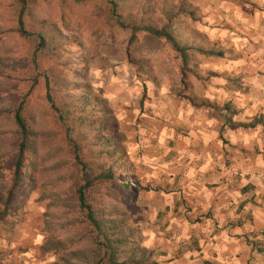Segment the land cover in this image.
<instances>
[{"label": "rangeland", "instance_id": "obj_1", "mask_svg": "<svg viewBox=\"0 0 264 264\" xmlns=\"http://www.w3.org/2000/svg\"><path fill=\"white\" fill-rule=\"evenodd\" d=\"M164 1L173 4L180 0H150L152 22L160 19ZM183 1L198 7L202 18L193 27L199 31L214 2L246 8L245 12L264 11V0ZM143 5L145 0H129L115 12L109 0H39L30 12L29 34L20 35L16 6L12 0H0V57L7 66L6 76L0 80V111L9 112L22 101L39 150L57 166L47 169L46 178L38 182L40 187L28 190L16 210L0 220L1 227L12 225L15 235L10 264H18L25 249L31 253L27 257L30 262L26 259L25 264H51L56 259L53 253L40 250L49 235L44 230V213L49 210L47 200L38 199L52 187L42 185L50 178L57 181L58 177L54 187L61 189L60 199L69 201H74L76 188L89 181V199L116 205L122 213L119 220L138 228V245L150 251L149 258L155 264H185L181 256L188 250L198 252L203 248L199 240L213 235L215 229H206L203 222L184 215L190 208L167 179L165 167L175 153L173 130L186 136L193 119L184 112L188 104L171 95L180 79L175 53L163 40L144 32L132 35L124 27L123 23L139 21ZM215 23L219 21L210 24L213 31L219 28ZM42 25L53 37V47L42 45L38 38L36 31ZM209 59L213 58H201L200 75L206 76L204 65ZM49 72L70 83L89 84L92 92L106 101L122 135L130 172L119 170L107 178L106 159L85 155L83 164L75 161L70 133L45 96L44 77ZM188 77L193 91L201 95L204 84L197 82L193 73ZM5 117L0 119V130L14 129L10 116ZM125 183L134 190H125ZM193 219L198 223H192Z\"/></svg>", "mask_w": 264, "mask_h": 264}, {"label": "trees", "instance_id": "obj_2", "mask_svg": "<svg viewBox=\"0 0 264 264\" xmlns=\"http://www.w3.org/2000/svg\"><path fill=\"white\" fill-rule=\"evenodd\" d=\"M37 1L39 0H12L18 10L17 32L20 35L29 34L27 24L31 9ZM72 1L79 3L84 0ZM128 1L109 0L115 12L120 4ZM152 10L150 0H145L139 21L123 24L132 35L144 32L163 40L175 53L179 59L180 79L178 89L171 93L172 97L184 100L193 109L211 110L223 123L219 130L224 125L232 129L264 125L262 116L245 123L234 122L232 118L237 110L230 103L218 105L193 91L188 77L191 73L201 85L210 77L216 76L211 71L206 76L199 74L201 58L224 56L216 42L193 27L202 18L198 7L183 0L173 4L164 1L159 8L160 19L156 22H152L149 17ZM40 27L36 32L42 45L50 44L53 47V37L48 36L43 25ZM2 62L0 57V80L6 76L7 69ZM44 79L46 99L70 133L75 161L82 163L85 155L106 159L108 169L104 174L107 178H112L119 170L130 172L131 163L122 145V135L106 101L97 97L89 84L70 83L55 72H49ZM71 85L75 87L70 88ZM72 90H76V94L72 95ZM5 115L10 116L15 128L0 130V220L16 210L18 202L26 196L28 190L40 187L38 182L44 179L47 169L57 168L52 165L48 155L39 150L36 133L23 113L22 101L9 112L0 111V119ZM45 182L42 184L44 187H52L45 189L38 200H47L49 211L44 213V230L49 235L40 250L55 255L56 259L51 264H155L149 258L150 251L138 245V228L125 226L119 220L122 213L116 205L89 199V181L76 188L74 201L60 199L62 191L54 187L58 177L57 181L56 178H50ZM123 186L125 190L132 188L129 183ZM7 230L12 231V225Z\"/></svg>", "mask_w": 264, "mask_h": 264}, {"label": "crops", "instance_id": "obj_3", "mask_svg": "<svg viewBox=\"0 0 264 264\" xmlns=\"http://www.w3.org/2000/svg\"><path fill=\"white\" fill-rule=\"evenodd\" d=\"M210 10L201 30L224 56L204 65L216 76L204 82L201 96L218 105L230 103L237 110L234 122L264 117V11L245 12L246 8L217 2ZM218 21L213 31L210 24ZM184 112L193 121L186 136L173 130L175 153L165 167L167 179L190 208L184 215L215 231L199 240L201 250L184 253L183 261L264 264V125H224L219 130L223 123L211 110L187 105ZM14 236L0 224V264H10ZM30 254L23 250L18 264H25Z\"/></svg>", "mask_w": 264, "mask_h": 264}]
</instances>
